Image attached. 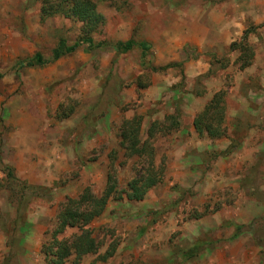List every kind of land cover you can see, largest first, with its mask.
<instances>
[{
    "label": "rangeland",
    "instance_id": "obj_1",
    "mask_svg": "<svg viewBox=\"0 0 264 264\" xmlns=\"http://www.w3.org/2000/svg\"><path fill=\"white\" fill-rule=\"evenodd\" d=\"M67 2L0 0V264H51L41 245L57 210L83 188L100 195L108 176L113 192L87 226L96 251L62 264H264V0ZM78 3L94 41L145 42L163 69L141 67L137 47L85 45L16 69L83 35L87 24L59 11ZM203 109L219 111L217 138L193 126ZM134 117L139 157L120 143ZM147 173L160 180L127 199Z\"/></svg>",
    "mask_w": 264,
    "mask_h": 264
},
{
    "label": "trees",
    "instance_id": "obj_2",
    "mask_svg": "<svg viewBox=\"0 0 264 264\" xmlns=\"http://www.w3.org/2000/svg\"><path fill=\"white\" fill-rule=\"evenodd\" d=\"M56 11L57 10L48 9L45 14L52 15ZM59 11L68 16L79 19L84 24H87L83 35L71 43H66L63 38H58L48 57H42L39 52H35L29 58L15 61L14 66H16V69L24 66H40L50 63L60 56L74 51L80 45H85L87 50L110 47L118 53H123L129 51L133 47H137L140 52L139 65L141 67H148L151 71L163 69L164 66L156 68L149 64L146 59L148 45L145 42H136L131 39H127L108 44L104 41H94L91 35L87 34L90 29V26L88 25H90L92 17V10L89 6L87 7L86 5L78 3L68 5L66 9L62 6ZM245 64H247V62L242 61L240 67H243ZM210 101L209 105L205 107L206 109L208 106H219L220 99L218 97H214V99H211ZM215 114L216 115L212 117L207 113V110L203 109L200 111L193 119V126L195 127V130L198 133L205 131V134L211 138H217L221 135L220 127H218L220 120L219 111ZM138 132L139 121L135 117L123 120L119 126V134L121 137L120 143L127 150L126 155L128 156L134 155L135 157H139L142 155L143 150L146 151L147 149L144 144L139 145ZM151 174L147 173L144 178L133 179L129 182V191L126 193L127 199H141L146 190L160 180L158 176H153ZM113 185V180L108 176L106 185L100 195H94L88 188H83L76 198H68L63 204H61V207H59L55 215L56 222L54 229L50 233L48 241L46 240V242L41 245V252L44 254L49 263L62 264L69 256H72L74 260H79L82 256L96 251L98 243L90 236V231L87 226L91 220L101 214L107 198L113 192ZM66 227H75L76 232L69 234V237L64 235L58 237L57 235L60 234ZM242 227L243 225H234L233 233L229 236V239L236 237L241 232ZM200 245L201 243H194L187 247L182 251V253H180L181 259L185 261L195 256L196 252L201 249ZM112 250L113 248L108 245L105 255H109Z\"/></svg>",
    "mask_w": 264,
    "mask_h": 264
}]
</instances>
